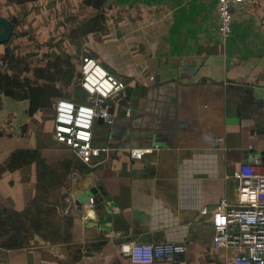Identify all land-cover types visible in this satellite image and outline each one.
Instances as JSON below:
<instances>
[{"label": "crops", "instance_id": "crops-1", "mask_svg": "<svg viewBox=\"0 0 264 264\" xmlns=\"http://www.w3.org/2000/svg\"><path fill=\"white\" fill-rule=\"evenodd\" d=\"M97 11L95 25L71 37L74 15L95 12L82 0L0 5L2 16L19 12L18 30L74 53L73 66L87 55L123 81L102 102L110 121L91 124L92 144L111 148L89 163L54 139L51 111L40 125L26 99L0 94V207L20 220L24 210L45 215L26 245L0 244V264H232L233 249L211 243L209 210L235 194L225 174L254 152L264 161V0L232 5L224 36L216 0H105ZM28 39L10 44L20 54ZM142 145L153 149L131 158L128 148ZM19 148H37L53 172L40 177L34 161L8 165ZM77 191L92 205L76 208ZM132 240L185 251L175 262L137 263L118 247Z\"/></svg>", "mask_w": 264, "mask_h": 264}, {"label": "built area", "instance_id": "built-area-1", "mask_svg": "<svg viewBox=\"0 0 264 264\" xmlns=\"http://www.w3.org/2000/svg\"><path fill=\"white\" fill-rule=\"evenodd\" d=\"M219 16L218 32L224 36L230 28L231 6L256 0H216ZM78 85L84 90L82 99L74 101L57 97L52 107V134L57 142L70 148L82 162L93 156L108 154L110 146L91 142V124L94 117L110 121L103 99L120 90L123 81L115 77L94 58L82 55L78 65ZM128 110V109H126ZM250 148L251 146L248 145ZM152 145L128 148L131 158H140L152 151ZM264 161L256 155L238 163L225 178L234 184L231 200L220 196L209 210L212 230L211 243L225 249L232 248V264H264ZM86 207L92 201L84 202ZM203 208L201 212H205ZM127 257L137 263L156 260L175 262L185 251L182 243L166 240L153 242L132 240L119 243Z\"/></svg>", "mask_w": 264, "mask_h": 264}, {"label": "trees", "instance_id": "trees-1", "mask_svg": "<svg viewBox=\"0 0 264 264\" xmlns=\"http://www.w3.org/2000/svg\"><path fill=\"white\" fill-rule=\"evenodd\" d=\"M24 1L31 0H5L6 3H21ZM82 1L94 8L95 12L81 20L74 15L76 21L68 28V35L71 37H76L82 31L95 25L99 15L97 9L105 0ZM4 17L11 20L13 30L11 36L2 42L6 46L0 55V62L3 65V68H0V94L10 96L13 99H26V112L30 115L34 112H41L44 108H48L52 114L53 102L57 97H66L74 101L82 99L83 95L75 90L65 92L68 87L77 82L79 76L77 64L73 66L76 58L74 53L65 52L61 49L56 51L46 37L37 39L36 36L27 33L25 30H18L16 26L21 21L19 12L18 15H15L14 12H9ZM46 20L47 18L44 19V23H46ZM57 21L56 19L55 22ZM21 35H27L29 39L24 43L17 44L23 49V52L19 54L15 48L16 44L11 45L10 42ZM30 42H34V45L32 46ZM24 70L28 71V73H25ZM15 160H17L16 166L20 165V163L34 161L40 177L48 171L53 172L51 166L40 156L37 148L13 150L8 165L13 166ZM75 161L77 166L81 168V162L77 157ZM37 195L39 196V194ZM38 196H36V200L39 199L37 198ZM34 203L37 206V203ZM41 210V208L35 209L33 212L24 210V217L20 220L16 212L1 206L0 237L2 239L0 244L5 247H22L26 245L32 233L39 232L38 228L41 226L39 222L45 216Z\"/></svg>", "mask_w": 264, "mask_h": 264}, {"label": "water", "instance_id": "water-1", "mask_svg": "<svg viewBox=\"0 0 264 264\" xmlns=\"http://www.w3.org/2000/svg\"><path fill=\"white\" fill-rule=\"evenodd\" d=\"M12 30H13V24L11 22V20L7 17H4L2 15H0V43H2L3 41L7 40L11 34H12ZM97 119H101L100 117H96ZM259 154V152H254V155ZM91 180L88 182L90 183ZM83 185L86 186V184L83 182ZM97 188H99V185H96ZM75 198H74V202L78 204V206L76 208L81 209L83 207V203L90 201L91 197L89 196V194H82L80 191L75 192ZM110 204V202L108 203ZM86 217H94V211L92 208H89V210H87L85 212ZM98 226H105V222H98L97 223Z\"/></svg>", "mask_w": 264, "mask_h": 264}, {"label": "rangeland", "instance_id": "rangeland-1", "mask_svg": "<svg viewBox=\"0 0 264 264\" xmlns=\"http://www.w3.org/2000/svg\"><path fill=\"white\" fill-rule=\"evenodd\" d=\"M4 3H6L5 2V0H0V5H1V7H2V5L4 4ZM16 14L18 15V12H16ZM72 20V19H71ZM26 23L29 25V19H27L26 18ZM22 55H24V54H22ZM26 58V57H25ZM33 62V61H32ZM25 67V66H24ZM24 72L25 73H28V71H26V70H24ZM72 87H73V90H75V91H77V92H79L81 95H84V90L78 85V83L76 82L74 85H72ZM68 88H70V87H68ZM49 109L48 108H44V109H42V111L41 112H39L38 113V116L40 117V125H42L43 123H45L46 122V114H48L49 113ZM42 127V126H41ZM30 125L28 124L25 128H24V132H26V133H29V131H30ZM98 129V127L96 126L95 127V130H97Z\"/></svg>", "mask_w": 264, "mask_h": 264}]
</instances>
